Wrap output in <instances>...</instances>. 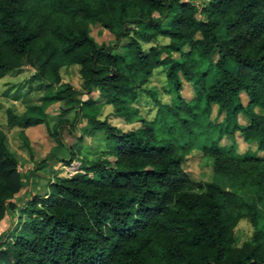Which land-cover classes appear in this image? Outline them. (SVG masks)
Returning a JSON list of instances; mask_svg holds the SVG:
<instances>
[{
  "label": "trees",
  "instance_id": "trees-1",
  "mask_svg": "<svg viewBox=\"0 0 264 264\" xmlns=\"http://www.w3.org/2000/svg\"><path fill=\"white\" fill-rule=\"evenodd\" d=\"M95 24L114 36L113 44L94 39ZM159 36L168 43L145 50L139 42ZM123 38L127 54L116 51ZM66 64L78 65L84 88L96 89L97 99L81 102L62 83ZM24 66L50 81L46 87L59 86L20 117L8 114L9 125L22 124L28 150L24 129L49 125L44 106L58 102L66 113L112 104L129 120L137 89L165 67L177 103L166 109L188 134L205 133L202 156L215 177H190L184 167L190 144L152 141V133L143 135L150 126L123 130L89 115L114 160L98 158L53 176L46 193L21 208L19 228L0 236V264H264V153L221 142L239 133L264 150V0H0V77ZM185 82L194 90L189 100L181 93ZM201 104L202 115L215 107L224 116L208 121L205 132ZM49 133L56 142L49 153L63 149L58 131ZM5 141L0 130V219L16 207L23 186ZM73 160L69 155L65 166ZM241 220L255 229L239 242L234 228Z\"/></svg>",
  "mask_w": 264,
  "mask_h": 264
},
{
  "label": "rangeland",
  "instance_id": "rangeland-1",
  "mask_svg": "<svg viewBox=\"0 0 264 264\" xmlns=\"http://www.w3.org/2000/svg\"><path fill=\"white\" fill-rule=\"evenodd\" d=\"M192 1L196 4L206 2V0ZM91 27V35L98 43L113 44L115 39L111 33L98 24ZM127 41V38H123L116 51L127 54ZM168 41L169 39L163 36H159L155 40H139L145 50L154 45L166 44ZM34 73L35 68L24 66L20 69L7 71L0 77V130L6 134V146L10 153L16 157L23 180L22 188L14 196L16 207L9 210L0 219V236L10 229L19 228L21 208L36 194L43 195L46 193L48 182H51L53 176L56 174L65 176L66 170L75 173L79 171L82 163L86 164L98 158L106 157L111 161L114 160L113 156L107 154L110 147L105 140L104 133L93 132V123L90 121L89 115L96 120H109L123 130L137 128L145 130L150 126L153 129L143 135L148 137V134L152 133V141L154 137L159 142L172 140L179 144H190L191 150L184 164L190 177L195 180L214 179L211 161L208 156H202L201 151L205 133L201 136L188 134L185 128L180 126L179 118L166 109V106L175 108L177 103L175 96L172 94L171 85L167 81L165 67L154 69L145 83L137 89L139 96L129 109V120L123 119L118 109L112 104H99L91 110L81 109L79 106L75 109H68L69 111L66 113L60 111V103L58 102H52L47 106L43 105L49 125L41 124L24 129L30 143V150H28L20 135L23 129L22 124L17 122L9 125L8 114L20 117L29 105L43 104L42 98L46 94H54L59 87L58 85L46 87L47 84H50V81L41 76H36ZM60 76L62 83L71 85L79 93L77 95L79 101L84 102L89 98L97 99L99 97L96 89L87 91L88 89L84 88L78 65H63L60 68ZM181 93L185 100L193 98L192 84L185 82ZM243 98H245L244 95ZM202 107L203 104L198 109L199 119L203 122L200 132L203 130L205 132L208 121L219 123L224 116L217 117L215 107H213L210 116L202 115ZM63 108H67V105H64ZM181 116L189 117L184 113H181ZM247 122V118L240 114L238 123L245 125ZM169 128H171V132ZM50 130L58 131L65 146L63 149L58 148L49 153L56 144L49 133ZM181 135L182 138H180ZM234 141L238 145L239 152H247L257 156L264 153V150H258L254 143L244 142L239 133H235V135L233 134L228 138L224 136L221 139V142L226 144ZM69 155H73L74 160L71 165L65 166L64 160L68 159ZM42 158L45 159V162L41 164ZM36 162H39V165H36ZM23 218H25V215ZM254 229L247 220H241L234 228V236L239 242L249 240Z\"/></svg>",
  "mask_w": 264,
  "mask_h": 264
},
{
  "label": "built area",
  "instance_id": "built-area-1",
  "mask_svg": "<svg viewBox=\"0 0 264 264\" xmlns=\"http://www.w3.org/2000/svg\"><path fill=\"white\" fill-rule=\"evenodd\" d=\"M72 173V172H71Z\"/></svg>",
  "mask_w": 264,
  "mask_h": 264
}]
</instances>
